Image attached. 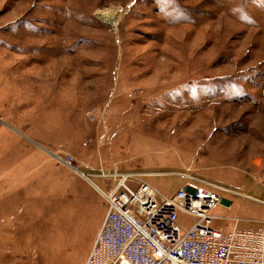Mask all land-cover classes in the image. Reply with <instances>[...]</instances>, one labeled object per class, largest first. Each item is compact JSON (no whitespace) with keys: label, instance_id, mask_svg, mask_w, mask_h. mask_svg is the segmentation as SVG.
<instances>
[{"label":"rangeland","instance_id":"1","mask_svg":"<svg viewBox=\"0 0 264 264\" xmlns=\"http://www.w3.org/2000/svg\"><path fill=\"white\" fill-rule=\"evenodd\" d=\"M75 170L190 174L212 228H258L264 0H0V264H84L106 202Z\"/></svg>","mask_w":264,"mask_h":264},{"label":"built area","instance_id":"2","mask_svg":"<svg viewBox=\"0 0 264 264\" xmlns=\"http://www.w3.org/2000/svg\"><path fill=\"white\" fill-rule=\"evenodd\" d=\"M113 177L101 190L106 212L84 264H264V221L239 230L236 220L226 234L212 228L221 187L187 174L183 186L163 195L145 173ZM179 213L195 222L185 229Z\"/></svg>","mask_w":264,"mask_h":264},{"label":"crops","instance_id":"3","mask_svg":"<svg viewBox=\"0 0 264 264\" xmlns=\"http://www.w3.org/2000/svg\"><path fill=\"white\" fill-rule=\"evenodd\" d=\"M14 130V129H13ZM76 173L79 175L81 174V177L84 178L94 189H96L99 193H101V188L96 184V183H93L89 178H87V175L78 171V170H75ZM147 174L148 177L146 178H149L150 176H161V175H174V174H171V173H164V174H150V173H145ZM149 174V175H148ZM80 176V175H79ZM146 178H143L144 181H146L149 185H151L148 180H146ZM153 188H155L153 185H151ZM156 189V188H155ZM157 190V189H156ZM103 219V218H102ZM102 222V221H101ZM100 222V224H101Z\"/></svg>","mask_w":264,"mask_h":264},{"label":"bare ground","instance_id":"4","mask_svg":"<svg viewBox=\"0 0 264 264\" xmlns=\"http://www.w3.org/2000/svg\"><path fill=\"white\" fill-rule=\"evenodd\" d=\"M114 18H115V16L114 15L112 16L111 14H108L105 16V19L107 20L108 23L115 22ZM79 175L81 176V174H79ZM183 175L185 176V174H183Z\"/></svg>","mask_w":264,"mask_h":264}]
</instances>
